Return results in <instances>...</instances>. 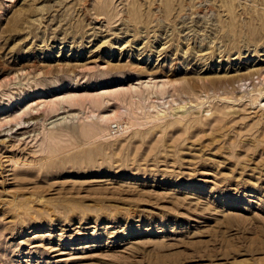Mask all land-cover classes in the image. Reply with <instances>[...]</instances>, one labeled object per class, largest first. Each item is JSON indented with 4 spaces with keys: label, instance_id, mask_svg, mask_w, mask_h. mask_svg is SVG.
Returning a JSON list of instances; mask_svg holds the SVG:
<instances>
[{
    "label": "rangeland",
    "instance_id": "rangeland-1",
    "mask_svg": "<svg viewBox=\"0 0 264 264\" xmlns=\"http://www.w3.org/2000/svg\"><path fill=\"white\" fill-rule=\"evenodd\" d=\"M5 106L0 264H264V0H0Z\"/></svg>",
    "mask_w": 264,
    "mask_h": 264
},
{
    "label": "bare ground",
    "instance_id": "bare-ground-1",
    "mask_svg": "<svg viewBox=\"0 0 264 264\" xmlns=\"http://www.w3.org/2000/svg\"><path fill=\"white\" fill-rule=\"evenodd\" d=\"M8 106H5L4 108H1L0 110L6 109ZM11 109V108H10ZM2 113V112H1ZM31 122V121H30ZM21 125V124H20ZM16 128V127H15ZM31 128V124L30 123H25L24 126L22 127H18L16 128V130L13 132V136L17 137L20 136L22 134V132L27 131ZM114 129L116 130V127H114ZM6 131V130H5ZM12 131V130H11ZM11 133V132H10ZM6 135V134H5Z\"/></svg>",
    "mask_w": 264,
    "mask_h": 264
}]
</instances>
